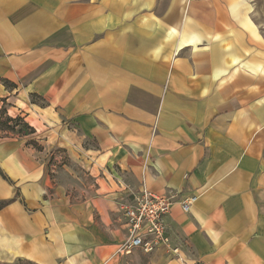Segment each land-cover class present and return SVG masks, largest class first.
<instances>
[{
	"label": "crops",
	"instance_id": "1",
	"mask_svg": "<svg viewBox=\"0 0 264 264\" xmlns=\"http://www.w3.org/2000/svg\"><path fill=\"white\" fill-rule=\"evenodd\" d=\"M24 92L89 173L0 137V262L120 264L147 188L174 196L152 264H264V0H0V102Z\"/></svg>",
	"mask_w": 264,
	"mask_h": 264
},
{
	"label": "built area",
	"instance_id": "2",
	"mask_svg": "<svg viewBox=\"0 0 264 264\" xmlns=\"http://www.w3.org/2000/svg\"><path fill=\"white\" fill-rule=\"evenodd\" d=\"M197 199L193 195L182 200L183 210L189 212ZM173 205V195L157 194L147 188L136 194L134 203L123 207L128 219V235L119 245L117 253L127 255L137 248L152 253L162 245L170 246L165 216L170 213ZM171 251L179 254L178 248H171Z\"/></svg>",
	"mask_w": 264,
	"mask_h": 264
},
{
	"label": "rangeland",
	"instance_id": "3",
	"mask_svg": "<svg viewBox=\"0 0 264 264\" xmlns=\"http://www.w3.org/2000/svg\"><path fill=\"white\" fill-rule=\"evenodd\" d=\"M17 98L18 100H12L11 102L1 100L0 109L4 106L9 114V110L15 108L19 113L17 116H21L23 118L25 117V114L37 111L46 121L48 118L56 119L55 114L49 111L51 107L50 103L45 101L41 97L30 93L26 94L24 92ZM15 109H12V111H15ZM27 135L28 137L25 140L29 142V144L35 149V152L38 155H46L51 159H55L56 162H60L58 166L59 168H61V172H65V176L62 174L59 179V182L63 183V185L70 187L71 189V186L74 183V181L72 180V174L78 173L79 171L86 174L89 173L88 164H77L75 161H73V159L76 160L75 158H70V153L67 149L58 147L56 133L52 134L50 131H36L35 133H28ZM83 146L84 148L79 149L80 153H83L85 150L89 149L87 143H84ZM64 165L66 167H63ZM70 173H72V177L69 176ZM85 178L86 181H89L88 176H86ZM121 258L122 260L120 261V264H152L149 258V253L144 252L140 248L133 250L131 254L122 256ZM161 264L165 263L163 262Z\"/></svg>",
	"mask_w": 264,
	"mask_h": 264
},
{
	"label": "trees",
	"instance_id": "4",
	"mask_svg": "<svg viewBox=\"0 0 264 264\" xmlns=\"http://www.w3.org/2000/svg\"><path fill=\"white\" fill-rule=\"evenodd\" d=\"M23 117H12L8 114L7 109L3 106L0 109V137H24L28 133H35ZM12 200H0V210L9 205ZM0 264H36L30 260L19 259L15 262H0Z\"/></svg>",
	"mask_w": 264,
	"mask_h": 264
}]
</instances>
